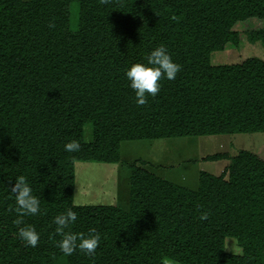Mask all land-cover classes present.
<instances>
[{
  "label": "trees",
  "instance_id": "1",
  "mask_svg": "<svg viewBox=\"0 0 264 264\" xmlns=\"http://www.w3.org/2000/svg\"><path fill=\"white\" fill-rule=\"evenodd\" d=\"M253 17L264 0H0V264H264V158L252 150L209 155L229 164L195 188L135 161L126 207L74 202L76 162L117 163L124 141L264 132V59L211 62ZM247 35L264 45V28ZM161 44L181 69L138 105L125 71ZM21 175L41 204L23 217L35 247L13 222ZM69 208L66 231L99 232L93 255L57 247L53 220Z\"/></svg>",
  "mask_w": 264,
  "mask_h": 264
},
{
  "label": "rangeland",
  "instance_id": "2",
  "mask_svg": "<svg viewBox=\"0 0 264 264\" xmlns=\"http://www.w3.org/2000/svg\"><path fill=\"white\" fill-rule=\"evenodd\" d=\"M259 28H264V19L262 18L253 17L236 22L233 30L239 33V45L236 46L228 42L223 50L212 52V64L237 63L252 56L264 59V45L262 42H252L247 35L248 31ZM128 147L131 148V154L129 153L131 157L148 162L145 164L146 168L157 174H162L163 171H168L173 164L180 163V165L172 168L171 172L164 173L165 178L180 185L195 188L198 185V178H195L198 168L213 174H220L224 168L223 166L229 162L228 158L205 160L209 155L227 153L229 156H233L238 151L247 149L264 158V132L207 134L124 141L121 143V154L123 156L121 161L117 163L76 162L74 196L76 204H116L122 206L123 202H128L130 195L129 165L133 163L126 155ZM187 159H195V161ZM183 160H187L189 163H182ZM159 164V167L156 166ZM226 248L233 253L241 252V247L231 237L226 239ZM172 264L177 263L173 262Z\"/></svg>",
  "mask_w": 264,
  "mask_h": 264
},
{
  "label": "clouds",
  "instance_id": "3",
  "mask_svg": "<svg viewBox=\"0 0 264 264\" xmlns=\"http://www.w3.org/2000/svg\"><path fill=\"white\" fill-rule=\"evenodd\" d=\"M181 65L176 63L167 48L161 44L152 49L146 57V62L132 63L125 71V76L130 82L138 105H144L148 101V96L155 97L160 91V81L162 78L175 79L180 71ZM81 147L80 142L72 139L64 145L68 152H74ZM11 192L15 196V211L18 216L13 221L18 225V235L21 240L32 247H35L40 239V234L33 225L23 224V217L35 215L40 211V199L33 194V189L26 177L21 175L16 177V183L11 187ZM209 217L208 211L200 214V220L205 221ZM77 213L71 208L54 217L53 223L56 225L55 233L61 238L57 241V247L61 252L70 256L79 249L87 255H93L100 242V234L96 228H90L88 233H74L70 226L76 221ZM23 225V226H20ZM163 264H169L167 260Z\"/></svg>",
  "mask_w": 264,
  "mask_h": 264
},
{
  "label": "crops",
  "instance_id": "4",
  "mask_svg": "<svg viewBox=\"0 0 264 264\" xmlns=\"http://www.w3.org/2000/svg\"><path fill=\"white\" fill-rule=\"evenodd\" d=\"M129 151H130V152H129ZM129 153L131 154V148L128 147V152H127L126 155L129 156V159L131 160V162H135V161H136L139 165L144 164L143 166H145V164L148 163V162H146V161H142V160H140V158L131 157ZM122 156H123V154H122ZM203 159H205V158H203ZM223 159H226V158H223ZM187 160H191V161H193V162L195 161V159H187ZM187 160H183L182 163H183V162H187ZM196 160H198V159H196ZM205 160H207V159H205ZM198 161H199V160H198ZM141 162H142V164H141ZM187 163H189V162H187ZM228 164H229V162L226 163L225 166H223V167H224L223 170L228 166ZM176 165H180V163H179V164H173V165L171 166V168H170L168 171H163V172H164L165 174H166V172H171V169L174 168V167H176ZM156 166L159 167L160 164H159V165H156ZM145 167H147V166H145ZM166 167H169V166H166ZM200 169H201V168H198V169L196 170V173H195V178H196V179L198 178L199 172L203 170V169H201V170H200ZM223 170H222V171H223ZM164 173L159 174V175L165 178V176H164L165 174H164ZM185 180H187V179H185ZM171 181H172V180H171ZM175 183H176V182H175ZM127 201L129 202V200H127ZM128 202H123V206L126 207V206L128 205Z\"/></svg>",
  "mask_w": 264,
  "mask_h": 264
}]
</instances>
